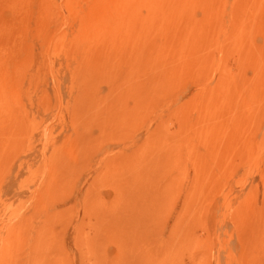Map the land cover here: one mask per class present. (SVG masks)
Wrapping results in <instances>:
<instances>
[{
	"label": "rangeland",
	"instance_id": "rangeland-1",
	"mask_svg": "<svg viewBox=\"0 0 264 264\" xmlns=\"http://www.w3.org/2000/svg\"><path fill=\"white\" fill-rule=\"evenodd\" d=\"M0 264H264V0H0Z\"/></svg>",
	"mask_w": 264,
	"mask_h": 264
},
{
	"label": "bare ground",
	"instance_id": "bare-ground-1",
	"mask_svg": "<svg viewBox=\"0 0 264 264\" xmlns=\"http://www.w3.org/2000/svg\"><path fill=\"white\" fill-rule=\"evenodd\" d=\"M140 4H141V3H140ZM138 5H139V3H138L137 5H134V6H137V7H138ZM137 7H135V8H137ZM139 8H140V7H139ZM133 9H134V8H133ZM131 10H132V9H131ZM131 10H130V11H131ZM131 13H132V12H131ZM134 14H135V13H134ZM130 15H131V18H133V17H132V14H130ZM120 18H121V17H120ZM129 18H130L129 16H128V19L126 18V20H128V22H126V20H125V22H124V24H125V23H128V25L125 24V25H126L125 27H127V26H128V27H130V26L132 27V24H133V23H134L136 26H138V25H137L138 22H139V21H138V20H139L138 17H137V18L135 17L136 19L133 18L134 20H132V21H130L131 19L129 20ZM110 19H111V18H110ZM140 19H141V16H140ZM142 19H143V18H142ZM135 20H136L137 24L135 23ZM123 21H124V19H123ZM129 21H130V22H129ZM131 22H132V23H131ZM129 23H130V24H129ZM124 24H123V25H124ZM121 25H122V24H121ZM129 25H130V26H129ZM139 25H140V24H139ZM136 26H135V27H136ZM141 26H142V24H141ZM143 26H144V25H143ZM131 27H130V28H131ZM132 28H134V27H132ZM138 30H140L139 27H138ZM138 30H137V32H138ZM117 33L119 34V32H117ZM138 33L140 34V32H138ZM139 34H138V35H139ZM140 35H141V34H140ZM141 40H142V37H141ZM104 41H105V39H104ZM115 42H116V41H115ZM97 43H98V42H97ZM101 43H102V42H100V44H101ZM112 44H113V43H112ZM113 45H114V44H113ZM107 46H108V45H107ZM107 46H106V48H107ZM97 47H98V46H97ZM102 47H103V46H102ZM109 47H110V45H109ZM103 48H104V47H103ZM106 50H107V49H106ZM113 50H114V49H113ZM96 53H97V52H96ZM99 53H100V52H99ZM104 55H105V54H104ZM110 55H111V54H110ZM102 57H104V56H102ZM104 58H105V57H104ZM82 59H83V58H82ZM94 59H95V58H94ZM98 59H99V58H98ZM106 59H107V58H106ZM119 59H120V58H119ZM90 61H91V60H90ZM117 61H118V59H117ZM118 62H119V61H118ZM120 62H122V61H120ZM92 63H93V62H92ZM110 63H111V62H110ZM90 65H92V64L89 63V66H90ZM99 65H100V64H99ZM108 65H109V64H108ZM117 65H118V64H117ZM95 67H96V66H95ZM88 68H89V67H88ZM97 68H98V67H97ZM107 68H108V67H107ZM84 69H86V67H85ZM90 69H92V68H90ZM94 69H95V68H94ZM98 69H99V68H98ZM101 69H102V68H100V70H101ZM100 70H99V71H100ZM87 71L90 72L91 75L94 74L93 72H91V70H90V71L87 70ZM83 72H85V71H83ZM83 72H82V74H83ZM95 72H96V70H95ZM90 73H89V74H90ZM109 73H110V72H109ZM112 73H113V72H112ZM116 73H119V72H116ZM87 75H88V73H87ZM113 75H114V74H113ZM88 76H89V75H88ZM88 76H86V77H88ZM107 76H108V75H107ZM117 77H118V76H117ZM127 77H128V76H127ZM89 78H90V76H89ZM93 78H96V76H95V77L93 76ZM124 78H125V76H123V79H124ZM82 79H83V78H82ZM121 79H122V77H121ZM123 79H122V80H123ZM83 80H84V79H83ZM106 80H107V78H106ZM120 81H121V80H120ZM76 82H77V81H76ZM107 82H108V81H107ZM81 84H82V83H81ZM78 88H79V87H78ZM114 90H115V89H114ZM126 90H127V87H126ZM82 97H83V96H82ZM117 98H118V97H117ZM111 118H112V117H111Z\"/></svg>",
	"mask_w": 264,
	"mask_h": 264
}]
</instances>
